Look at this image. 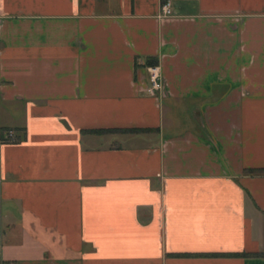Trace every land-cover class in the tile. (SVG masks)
<instances>
[{
  "label": "crops",
  "instance_id": "obj_1",
  "mask_svg": "<svg viewBox=\"0 0 264 264\" xmlns=\"http://www.w3.org/2000/svg\"><path fill=\"white\" fill-rule=\"evenodd\" d=\"M159 4L0 0V264H264V0Z\"/></svg>",
  "mask_w": 264,
  "mask_h": 264
},
{
  "label": "built area",
  "instance_id": "obj_2",
  "mask_svg": "<svg viewBox=\"0 0 264 264\" xmlns=\"http://www.w3.org/2000/svg\"><path fill=\"white\" fill-rule=\"evenodd\" d=\"M159 16L160 17H169L171 16V6L170 0H160L159 4ZM146 87L145 93L148 96L155 97L160 90V73L156 65H150L146 67ZM12 133L7 134V141H12Z\"/></svg>",
  "mask_w": 264,
  "mask_h": 264
},
{
  "label": "trees",
  "instance_id": "obj_3",
  "mask_svg": "<svg viewBox=\"0 0 264 264\" xmlns=\"http://www.w3.org/2000/svg\"><path fill=\"white\" fill-rule=\"evenodd\" d=\"M9 132L12 133V131L0 129V142L1 143H12V142H16L19 138H21L20 136H18V135L16 136L14 133H12L13 140L12 141H7V134ZM107 132H112V131H107ZM115 132H122V131H115ZM249 172H253V173H263L264 170H251ZM212 256H216V255H212ZM223 256H244V255H241V254H230L229 255L228 254V255H223ZM254 256H257V255L254 254Z\"/></svg>",
  "mask_w": 264,
  "mask_h": 264
}]
</instances>
